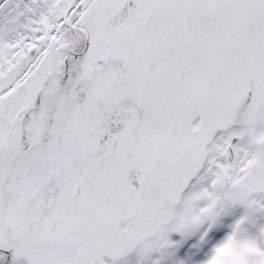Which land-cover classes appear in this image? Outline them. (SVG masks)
I'll return each mask as SVG.
<instances>
[{"label": "snow or ice", "instance_id": "snow-or-ice-1", "mask_svg": "<svg viewBox=\"0 0 264 264\" xmlns=\"http://www.w3.org/2000/svg\"><path fill=\"white\" fill-rule=\"evenodd\" d=\"M238 206L264 264V0H0V264H164Z\"/></svg>", "mask_w": 264, "mask_h": 264}, {"label": "rangeland", "instance_id": "rangeland-1", "mask_svg": "<svg viewBox=\"0 0 264 264\" xmlns=\"http://www.w3.org/2000/svg\"><path fill=\"white\" fill-rule=\"evenodd\" d=\"M235 208L243 207L238 206ZM240 217L235 215L234 218L219 219L217 226L210 233L211 239L205 238L202 241L198 232L184 237L179 234H172L170 239L175 247L164 253V264H172L175 260V258H171V252H177L176 259L180 263L175 262V264H207L215 247L230 233L231 225ZM260 223H264V220H261Z\"/></svg>", "mask_w": 264, "mask_h": 264}, {"label": "clouds", "instance_id": "clouds-1", "mask_svg": "<svg viewBox=\"0 0 264 264\" xmlns=\"http://www.w3.org/2000/svg\"><path fill=\"white\" fill-rule=\"evenodd\" d=\"M185 225L188 227L189 231H194L199 228L200 221L197 217L190 216L185 220ZM248 253L245 252L243 248H241L240 252H236L232 248H227L223 252L219 251L218 248L215 247L212 255L207 261V264H210L211 260L218 258V257H226L232 261V264H241L243 260V256Z\"/></svg>", "mask_w": 264, "mask_h": 264}, {"label": "bare ground", "instance_id": "bare-ground-1", "mask_svg": "<svg viewBox=\"0 0 264 264\" xmlns=\"http://www.w3.org/2000/svg\"><path fill=\"white\" fill-rule=\"evenodd\" d=\"M245 209L244 208H235V209H230L229 210V212H228V214L227 215H222L221 217H220V219H224V218H234V216L235 215H237L238 217L239 216H243L244 215V213H245ZM177 252H171L170 254L172 255V257L171 258H175V260L172 262V264H175V262H177V263H180V262H178V259H176V257L178 256L177 254H176Z\"/></svg>", "mask_w": 264, "mask_h": 264}]
</instances>
